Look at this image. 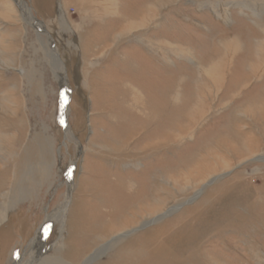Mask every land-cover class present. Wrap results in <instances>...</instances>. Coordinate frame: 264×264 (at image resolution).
<instances>
[{"label": "rangeland", "instance_id": "rangeland-1", "mask_svg": "<svg viewBox=\"0 0 264 264\" xmlns=\"http://www.w3.org/2000/svg\"><path fill=\"white\" fill-rule=\"evenodd\" d=\"M23 1L45 27L0 0V264H264V0Z\"/></svg>", "mask_w": 264, "mask_h": 264}, {"label": "bare ground", "instance_id": "bare-ground-1", "mask_svg": "<svg viewBox=\"0 0 264 264\" xmlns=\"http://www.w3.org/2000/svg\"><path fill=\"white\" fill-rule=\"evenodd\" d=\"M12 1V0H11ZM15 1H17V3H16V6L18 5L20 8L22 7L23 8V6H24V8L23 9H26V11H24L23 13H25V14H27L28 13V15L30 14L29 13V11H30V7L26 4V2H24L23 0H15ZM105 1H108V2H110V7H109V9L111 10H115L116 9V7H114V6H112L111 5V1H113V0H104L103 2H105ZM82 2V1H81ZM85 2V1H84ZM101 2V1H100ZM15 3V2H14ZM11 4V3H10ZM13 4V3H12ZM82 4V3H81ZM86 4V3H85ZM90 4H91V2H90ZM90 4H89V6H90ZM114 5H116L115 3H114ZM15 6V5H14ZM63 6H65V5H63ZM86 7V6H85ZM84 8V7H83ZM158 8V7H157ZM77 9V8H76ZM11 10V9H10ZM61 10L64 12V13H66L67 12V10H66V8H61ZM104 10H105V8H104ZM142 10V9H141ZM141 10H139L138 11V13H140V16L142 15L143 17L141 18L140 17V20H141V23H140V25L139 26H142V27H146L147 26V24L148 23H150V21H151V16H150V14L148 13V11L146 10V13H145V10L141 13ZM154 10V9H153ZM9 11V10H8ZM13 11H14V13H16V11H15V9L13 8L12 9V13H11V11H9L11 14V18H13V19H16V15H13L14 13H13ZM151 12V11H150ZM8 13V12H7ZM115 12H111V14L113 15ZM4 14V13H3ZM69 14V13H68ZM120 15H121V13H119ZM128 14V15H127ZM31 15V14H30ZM137 14H130V12H128V13H126L125 11H122V16H121V18H125V25H126V28H124L123 30H122V32H124V33H126V32H130L131 30H133L134 29V24H136L135 23V21H136V19H135V16H136ZM3 16V15H2ZM127 16V17H126ZM35 18V17H34ZM137 18L139 19V17H138V15H137ZM27 20H29V21H31L32 23H34L33 22V20L31 19V17L29 16L28 18H27ZM26 20V21H27ZM67 22H68V25H69V21L67 20V19H65ZM135 20V21H134ZM25 21V20H24ZM28 21V22H29ZM95 21V20H94ZM133 21V22H132ZM228 21V20H227ZM128 22V23H127ZM132 22V23H131ZM31 24V23H30ZM144 24V25H143ZM67 24H66V26H65V29H66V27L68 26ZM227 25V24H226ZM139 26L137 25H135V27L137 28H139ZM69 28H71V27H69ZM68 28V29H69ZM135 28V29H136ZM127 29H128V31H127ZM45 30V29H44ZM74 33V32H73ZM130 38V37H129ZM41 39H43V38H41ZM230 41H232L231 39H230ZM39 43V42H38ZM148 45H150V46H148L147 48H151L152 47V44H148ZM236 45V47L237 48H239L238 47V44H235ZM229 48V47H228ZM236 48V49H237ZM129 49H133V48H129ZM235 49V50H236ZM45 50V49H44ZM49 52V51H48ZM235 52V51H234ZM58 54V53H57ZM50 55V54H49ZM52 55V54H51ZM192 58V57H191ZM258 64V63H257ZM63 67V66H62ZM53 71V70H52ZM58 71V70H57ZM216 71H218V72H216V74L218 73V74H222V70H220V68H217L216 69ZM62 71L61 70H59V73H56V78L60 81V79L62 80V82H63V87H62V89L65 91V92H69L68 91V89H67V83L66 84H64L65 83V81H66V79H64V77H62V73H61ZM63 79H64V81H63ZM237 79V81H238V83L237 84H239V83H241L243 80L241 79V78H239V77H235V80ZM66 85V86H65ZM234 86L236 87V84H234ZM133 89H135L134 87H133ZM65 107V106H64ZM141 111V110H140ZM140 113V112H139ZM70 114V113H69ZM163 121V120H162ZM11 127V126H10ZM70 127L68 126V128H67V132H69L70 133V129H69ZM160 128H163V124L160 126ZM121 129V128H120ZM162 130V129H161ZM72 133V132H71ZM261 159H263V158H258V160L259 161H262ZM63 211V210H62ZM61 211V212H62ZM60 212V213H61ZM154 220V219H153ZM52 227V225H50V223H46V225H45V227H44V229H42V231L40 232V234H39V238L38 239H41L42 238V236L46 233V230H47V228L49 229V228H51ZM125 237V235L123 234V235H120L118 238H116L115 240H113V241H111V243H117V242H119L120 240H121V238H124ZM111 246V245H110ZM99 250V249H98ZM98 250H96L92 255H89L88 257H86L85 259H84V261L81 263V264H92L93 263V258H94V256L95 255H98Z\"/></svg>", "mask_w": 264, "mask_h": 264}, {"label": "water", "instance_id": "water-1", "mask_svg": "<svg viewBox=\"0 0 264 264\" xmlns=\"http://www.w3.org/2000/svg\"><path fill=\"white\" fill-rule=\"evenodd\" d=\"M30 17H31V19L33 20V22L34 23H36V24H41V28L44 26L43 25V22H41V21H39V20H37V19H34L31 15H29ZM28 16V17H29ZM45 27V26H44ZM44 31V30H43ZM46 37L48 38V41H49V43H52V38H51V36L50 35H46ZM69 94H70V92H68ZM64 103H65V111H66V114H67V116L65 117V119H64V123H63V127H64V129H67L68 128V119H69V103H70V97L69 98H67L65 101H64ZM258 160V159H257ZM262 161H264V158L263 159H261Z\"/></svg>", "mask_w": 264, "mask_h": 264}]
</instances>
